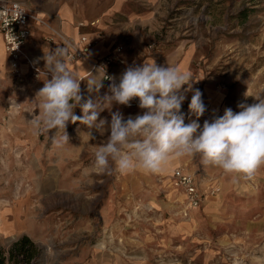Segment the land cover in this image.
Instances as JSON below:
<instances>
[{"label": "rangeland", "instance_id": "rangeland-1", "mask_svg": "<svg viewBox=\"0 0 264 264\" xmlns=\"http://www.w3.org/2000/svg\"><path fill=\"white\" fill-rule=\"evenodd\" d=\"M35 1L84 22L78 28L91 33L96 44L106 33L125 46V57L137 48L146 54L188 48L192 67L221 91L225 108L239 111L238 103L264 98V0ZM31 72H14L5 57L0 60V245L5 250L25 234L41 251L33 264H86L96 252L135 255L130 258L152 264H264L261 227L260 236H252L230 220L221 235L197 226L190 231L178 226L172 233L182 223L179 214L189 216L168 195V173L99 172L94 153L110 133L93 129L92 139L79 121L68 123L69 143L57 148L51 136L60 133L35 131L30 121L38 115L36 93L51 76ZM116 111L128 118L126 108L115 103L100 118L110 121ZM75 114L82 115L79 107Z\"/></svg>", "mask_w": 264, "mask_h": 264}, {"label": "clouds", "instance_id": "clouds-1", "mask_svg": "<svg viewBox=\"0 0 264 264\" xmlns=\"http://www.w3.org/2000/svg\"><path fill=\"white\" fill-rule=\"evenodd\" d=\"M68 54L69 47L61 45L38 58L44 61L46 76L51 78L36 93L38 115L30 121L37 132L60 133L51 136L57 148L69 143L68 123L79 121L89 129L92 139L93 129L101 135L110 133L94 153L95 167L101 173H158L171 159L194 155H199L206 166L218 167L243 179L254 177L264 166V98L254 97L252 104L238 103L239 111L227 107L223 115H216L214 110L212 119L201 126L198 120L207 108L203 93L194 87L198 81L190 73L175 66L157 65L155 61L133 63L119 76V83L116 77L104 72L111 83L102 97L99 92L105 80H97L93 74L86 82L89 95L85 98L82 80L66 64ZM188 93L190 122L186 124L181 108ZM135 98L144 110L142 114L125 119L116 111L110 113V121L100 118L101 112L110 110L114 103L130 106ZM77 107L81 116L75 114Z\"/></svg>", "mask_w": 264, "mask_h": 264}, {"label": "crops", "instance_id": "crops-1", "mask_svg": "<svg viewBox=\"0 0 264 264\" xmlns=\"http://www.w3.org/2000/svg\"><path fill=\"white\" fill-rule=\"evenodd\" d=\"M26 5L28 8L38 11L44 15L49 23L56 28L62 30L70 38L77 40L81 34L87 35L89 38L91 33L80 30L77 26L75 18L72 17L68 12H62L61 10H48L40 6L35 0H27ZM105 33L101 37L99 43H97L91 50V54L99 58L106 53H108L115 45ZM56 44H49L44 40V33L35 29L33 34L26 43L24 44V53H26L34 65L41 71L44 69V61L38 58L44 55V52L47 53L49 49H55ZM0 60H7V64L10 65L8 56L4 50L3 40L0 37ZM128 56V57H127ZM128 63L124 66H114L112 68L113 75L119 80V76L126 69V67L135 64H142L145 62L155 61L157 65H168L175 66L181 71L188 72L198 81L194 84L195 88H199L203 93L202 99L206 105L207 111L203 116H212L215 110V113H221L225 109V101L223 99V94L220 90H216L215 85H213L210 80L202 77L200 73L195 70L191 65V53L188 48L174 47L170 50L164 52H156L152 54H146L141 51V49L127 52L126 54ZM66 64L70 71L76 74L79 80L81 81V92L88 97L86 90V82L93 78V74L97 80H101L100 73L93 69L92 66L85 60H76L69 61L66 59ZM12 68V67H11ZM14 72L24 74L25 72H31L28 64L21 62L17 68H12ZM22 72V73H21ZM106 93V84L100 89L99 95L102 97ZM94 98V97H93ZM191 99V93L187 94V98L184 102V105L188 111V104ZM125 115L129 117L133 110L126 109ZM185 123H189L187 115ZM196 119V118H191ZM208 120V118H199L198 123L203 125V122ZM193 157V159H192ZM184 165L190 171L198 170L199 172H204L207 176L203 180V187L208 188L212 185H218L221 188V192L212 196H206L203 202L196 208L188 210V218H183V215L180 213L178 217H181L182 223L178 224L173 230L179 229L182 230H192L200 227L204 230H211V232L220 233V228L224 227L225 224L234 220L233 224L242 226L244 230H251L252 236H260L259 229L260 227L264 229V197L260 195L261 191L264 192V166H262L250 179L237 178L235 174H227L222 169L211 166L204 165L201 162L199 155L194 156H184L180 158H174L169 161V163L164 166L163 170L158 173H151V175L158 174H167L175 166ZM147 174V173H146ZM145 178V175H142ZM169 188V197L174 199L175 203H178L177 207L181 208L183 205V195L179 193L180 191L175 190L172 186L167 185ZM264 194V193H262ZM181 212V211H180ZM232 222V221H231ZM179 226V227H178ZM197 226V227H196ZM257 230L254 231V229ZM209 230V231H210ZM258 234V235H257ZM219 237V236H218ZM96 257L88 261L86 264H152L149 261L131 259L135 255H130L126 258L120 254H102V252H96ZM85 264V263H82Z\"/></svg>", "mask_w": 264, "mask_h": 264}, {"label": "built area", "instance_id": "built-area-1", "mask_svg": "<svg viewBox=\"0 0 264 264\" xmlns=\"http://www.w3.org/2000/svg\"><path fill=\"white\" fill-rule=\"evenodd\" d=\"M27 0H0V37L3 40L4 50L8 56L12 68H17L21 62L28 64L34 77L46 73L38 69L31 61L29 56L24 53V44L33 34L35 29L44 33V40L49 44L67 45L69 54L67 60H85L93 69L97 70L101 79L105 80L106 92L111 83L104 76H113L112 68L114 66H124L126 63L125 46L115 45L108 53L96 58L91 54L92 48L96 44L94 38H89L81 34L77 40L70 38L62 30L51 25L48 19L42 13L32 10L26 5ZM90 22V25H94ZM78 27L85 26L84 22L77 23ZM119 83V80L116 79ZM185 102V101H184ZM119 105V104H118ZM138 98L130 102V106L119 105L126 109L133 110L130 116L142 114L144 110L139 108ZM181 111L187 115L188 111L183 103ZM221 115V114H218ZM207 175L198 170L190 171L184 165L175 166L166 178V184L180 191L183 195V205L181 212L188 214V210L199 206L206 196H212L220 191V186L212 185L208 188L203 187Z\"/></svg>", "mask_w": 264, "mask_h": 264}, {"label": "trees", "instance_id": "trees-1", "mask_svg": "<svg viewBox=\"0 0 264 264\" xmlns=\"http://www.w3.org/2000/svg\"><path fill=\"white\" fill-rule=\"evenodd\" d=\"M40 253L38 245L24 234L7 250L0 245V264H33Z\"/></svg>", "mask_w": 264, "mask_h": 264}]
</instances>
